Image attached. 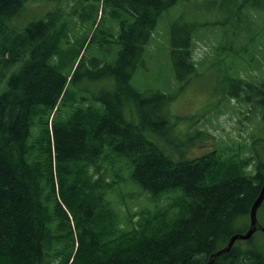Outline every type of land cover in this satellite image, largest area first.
Instances as JSON below:
<instances>
[{
  "label": "trees",
  "instance_id": "obj_1",
  "mask_svg": "<svg viewBox=\"0 0 264 264\" xmlns=\"http://www.w3.org/2000/svg\"><path fill=\"white\" fill-rule=\"evenodd\" d=\"M28 1L0 0V78L7 79V88L0 94V264L71 262L72 257H64L60 246L54 247L55 236L49 227L45 194L53 183V162L56 160V165L63 169L62 165L83 161V168L88 170L93 165L95 173L91 176L101 179L108 174L103 163L109 157L108 148L128 158L134 182L153 201L171 192L178 193V198L163 208V218L154 214L151 220L143 217L132 225L130 217L131 227L125 229L119 213L106 208L105 238L111 240L109 259L106 248L101 249L100 243L96 248L95 240L96 251L93 249L88 254L87 249L83 263L210 264L211 257L227 247L235 234H246L250 229L251 209L264 186V161L258 153L255 157L240 158L225 157L223 151L197 158L182 154L173 160L151 140L163 124H169V106L173 99L166 93L154 97L141 94L133 88L131 80L143 64L145 48L160 17L180 0H105L125 9L133 20L122 22L121 34L114 39L122 48L113 65L103 66L102 62L96 65L91 61L93 69L103 72L101 76L115 81L114 98L104 100V108L82 107L75 102L65 120L52 123L50 119L66 96L64 89L68 82L62 73L65 64H51L53 57L61 53L63 30L58 28L56 14L51 13L48 19L33 23L14 36V30L7 23L21 13ZM263 1L236 0L238 17L250 14V10L261 12ZM182 29L172 33L170 53L176 73L173 78L180 84L194 78L197 65H201L193 59L192 51L199 24ZM259 32L257 26L254 35ZM251 36L250 42H253ZM82 48L72 57L71 69ZM256 48L253 70H260L264 65V43ZM256 54L262 59L256 58ZM21 63L19 70L8 77L9 71ZM81 65L83 59L75 70V77ZM235 82L238 91L234 97L252 104L255 109L259 107L264 115V77L260 81L237 78ZM130 104L134 106L139 125L125 117V109ZM252 163L254 170L250 172ZM111 190L114 186L106 185V192ZM67 198L76 208L84 196L71 194ZM177 209L166 220V215ZM260 230L264 235V224ZM51 249V260L47 261ZM211 264H264V237L261 242L257 234L250 240L237 241L228 253Z\"/></svg>",
  "mask_w": 264,
  "mask_h": 264
},
{
  "label": "rangeland",
  "instance_id": "obj_2",
  "mask_svg": "<svg viewBox=\"0 0 264 264\" xmlns=\"http://www.w3.org/2000/svg\"><path fill=\"white\" fill-rule=\"evenodd\" d=\"M235 2L180 0L160 17L152 40L145 48L143 64L132 77L131 85L139 93L148 97L166 93L173 99L169 106V124H163L159 134L151 137L173 160H178L182 154L186 158H197L223 151L225 157L240 158L255 157L258 153L264 161L263 111L234 97L238 91L237 78L260 81L264 77V65L260 70H253L252 60L256 45L260 47L264 43V9L261 12L250 10V14L238 17ZM51 13L56 14L58 28L63 30L61 53L53 57L51 64H65L62 73L68 78L64 89L66 96L54 110L50 119L52 123L53 120H65L75 102L82 107L104 108V100L112 101L116 92L115 81L101 76L103 72L93 69L92 62L96 65L102 62L103 66L116 62L122 47L114 39L121 34L122 22L133 20L125 9L112 6L105 0H30L7 24L16 36L31 24L48 19ZM193 23L199 24L192 47L193 59L201 65H197L194 78L180 84L173 78L176 73L170 60L171 36L176 34L177 28L185 31ZM257 26L260 32L255 36ZM251 35L253 42H250ZM80 46H83L82 53L71 69L69 63ZM255 57L262 59L257 54ZM82 59L83 65L75 77ZM21 65L10 70L8 77ZM181 73L185 75V70ZM6 81L1 80L0 94L7 88ZM125 117L139 125L132 104L126 107ZM106 151L109 157L103 163L108 174L101 179L91 176L95 167L90 165L87 170L83 168V161L62 165L63 169L56 165V160L53 162L54 179L45 194L49 227L55 236L54 247L60 246L64 257H72L69 264H84L83 253L89 249L88 254H91L95 240L96 248L98 243L101 249L106 248V241H110L105 238L106 208L119 213L125 229L143 217L151 220L154 214L164 216L163 208L178 198V193L171 192L159 201H153L134 182L128 158L118 156L110 148ZM248 169L252 172L254 164ZM114 181H117L115 185ZM106 185L114 186V190L106 192ZM97 187L103 190L99 191ZM71 194L84 196L76 203V208L67 198ZM178 211L166 215V220ZM130 217L131 224L128 222ZM258 222L264 224V207L258 211ZM255 234L261 242L263 232L257 230ZM52 254L51 249L47 261L51 260Z\"/></svg>",
  "mask_w": 264,
  "mask_h": 264
},
{
  "label": "water",
  "instance_id": "obj_3",
  "mask_svg": "<svg viewBox=\"0 0 264 264\" xmlns=\"http://www.w3.org/2000/svg\"><path fill=\"white\" fill-rule=\"evenodd\" d=\"M251 1H257V0H251ZM264 202V186L261 190V193L258 197V199L256 200V202L254 203L252 209H251V213H250V220H251V225H250V229L247 231L246 234H235L231 239L230 242L228 244L227 247H225L224 249L218 251L217 253H215L212 257H211V262L210 264L220 255L228 253L231 248L235 245V243L237 241H247L250 240L253 235L256 233V231L260 228L259 222H258V211L260 209V207L262 206Z\"/></svg>",
  "mask_w": 264,
  "mask_h": 264
},
{
  "label": "flooded vegetation",
  "instance_id": "obj_4",
  "mask_svg": "<svg viewBox=\"0 0 264 264\" xmlns=\"http://www.w3.org/2000/svg\"><path fill=\"white\" fill-rule=\"evenodd\" d=\"M263 121H264V116H263ZM110 249H111V240L110 241H106V253H107V258L109 259V251H110ZM94 251H96V249H94Z\"/></svg>",
  "mask_w": 264,
  "mask_h": 264
}]
</instances>
